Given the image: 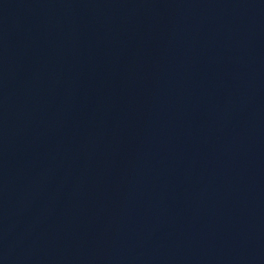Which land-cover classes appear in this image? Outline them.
Instances as JSON below:
<instances>
[{
	"label": "water",
	"instance_id": "obj_1",
	"mask_svg": "<svg viewBox=\"0 0 264 264\" xmlns=\"http://www.w3.org/2000/svg\"><path fill=\"white\" fill-rule=\"evenodd\" d=\"M0 264H264V0H0Z\"/></svg>",
	"mask_w": 264,
	"mask_h": 264
}]
</instances>
